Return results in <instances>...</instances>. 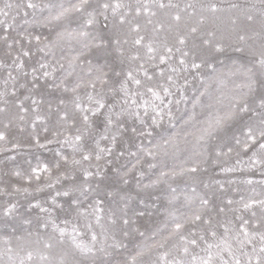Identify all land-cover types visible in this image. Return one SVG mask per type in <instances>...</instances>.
<instances>
[{
    "label": "rangeland",
    "instance_id": "374dc122",
    "mask_svg": "<svg viewBox=\"0 0 264 264\" xmlns=\"http://www.w3.org/2000/svg\"><path fill=\"white\" fill-rule=\"evenodd\" d=\"M5 2L15 5L23 4L26 0H0V8H3ZM32 2L38 5L36 9L17 10L14 7L7 17L0 15V21H3L0 23V37L7 36L8 43L12 44V47L8 48L7 43L0 39V65H3L0 66V92L5 93L0 97V108L9 112L12 109L14 116L19 118L15 121V131L11 132L8 128L11 125L10 120L0 117V132L6 137L0 141V264H20L21 258H25L28 251L33 253V260L25 259V264H49L51 261L50 264H161L160 256L165 252L170 253L169 259L173 255L179 258L176 249L181 248L183 242L179 240V234L173 232L177 222L184 225L181 231L186 237L195 232L197 237L205 235L211 243H217L219 238L223 237L224 228L221 225L228 226L232 229L228 238L233 248L238 247L235 240L241 224L238 216L250 221V231L257 230L256 226L264 214L259 204H254L251 210L243 209V202L264 200V166L251 164L249 158L253 151H256V147H250L246 151L243 147L244 137L241 135L244 124L250 122L251 113H241L235 119L225 122L221 127L215 128L212 135L204 141L198 143V137L202 129L208 127L209 122L224 116L238 97L248 93L251 103L253 98L264 92V70L257 63L261 53L259 51L264 48V26L260 23L261 20H257L260 18L264 21V2L171 0L177 7L169 8V11L153 8L156 16L142 14L137 17L134 11L130 13L128 18L141 24L140 35L145 36L144 43L153 42L158 53L163 52L165 43L168 46L175 45L177 34L187 36L186 44L182 46L184 51L189 52L185 58L187 71L183 70V66L178 62L180 53H174L173 58L166 64H159L158 60L145 63V57L144 60L130 65L127 56L135 51L131 42L122 46L125 53L123 57L114 45L97 47L99 40H93L92 37L102 36L108 40L115 34L113 24H118V20L110 12L107 22L98 15L102 11L98 6L104 0H91L85 12L70 11L60 20H52L51 17L61 11V5L71 8L78 0ZM124 2L130 4L133 9L136 6V0ZM164 2L168 3V0ZM209 3L216 4L221 11H206ZM188 4L193 7L186 9ZM233 5L236 7H232ZM25 11L27 16L24 15ZM93 11L97 13V23L88 26L85 24L87 12ZM177 13L182 17L178 25L172 20ZM249 15L256 19L249 21ZM148 19L152 20L151 24L147 23ZM238 20L242 22L241 25ZM105 23L108 24L107 28L103 26ZM8 25L11 27H7ZM193 26L197 27L196 33L189 32V28ZM154 28L159 30L153 31ZM242 29H245L244 32ZM127 31L128 26L124 25L122 33ZM202 31L206 37L203 34L201 36ZM82 32L91 35L86 38L80 35ZM242 35L245 37L244 43L239 40ZM36 36L40 37L39 42L35 39ZM204 40L210 43L205 45ZM85 44L88 47H85ZM217 45L220 46V51H216ZM41 48L44 51H40ZM22 50L29 51L30 54L23 56ZM145 51L144 48L140 49L141 56H144ZM193 59L201 64L199 69L191 68ZM14 60L16 63L23 61L22 70L16 68ZM41 63L47 64V69H41ZM138 63H145V68L153 76L150 83L157 87L161 84L168 86L172 93L168 96L161 93L163 104L155 101L165 112L163 119L157 118L156 124L152 123L155 113L151 107L145 114L143 106H131L130 110L138 111L144 123L125 113L120 118L124 127L119 133L113 126L107 132L109 140H100L101 134L104 133L103 121L107 108L92 118L93 124L90 128L79 123L73 126L71 119L67 123L58 119V112L62 114L68 111L71 116V100L77 94L83 98L85 104L89 92L94 96H102L107 104L115 105L114 113L128 107L124 105L123 93L113 94L110 89L118 88L123 73L130 66L136 67ZM153 64L157 66L154 67ZM169 65L178 71L172 72ZM33 68L37 69L35 75L38 79L35 80ZM248 69L252 71L249 73ZM45 70L50 73L48 77L42 75ZM160 70H163L164 76L158 74ZM9 71L16 78L14 81L8 78ZM116 72H120L121 76H116ZM101 73H107L105 79L108 83L101 85L97 82L96 88L92 89L90 81H95ZM169 75L173 77L172 84L166 79ZM232 76L233 82L237 79L239 83L235 85V88H238L237 97L234 96L232 101L225 103L226 105L215 106L214 109L207 96L220 86L230 90V81L227 79ZM139 78L144 79L142 72ZM5 80H8L7 84L4 83ZM248 83L252 85L251 92L248 87H244ZM77 84H80L77 93L64 90L65 87L71 89ZM129 87L135 86L130 84ZM33 99L38 102L36 105H33ZM60 99H64L66 105H60ZM145 99L151 102L150 95L146 94L142 99L138 97L137 103L142 105ZM9 100L14 102L15 108L9 107ZM21 104L28 109L27 112L20 110ZM169 108L172 112L171 118L166 114ZM37 115L42 119L36 120ZM20 116L24 119L21 120ZM192 118L196 119V123L191 126ZM113 119H116L115 115ZM255 119L253 117V120ZM77 127H80L79 134L83 137L81 147L85 152H93V157L80 165H73V157L80 160L81 152L74 151L72 144L64 141L65 137H74L77 134ZM133 127L137 130L135 133L131 131ZM45 128L48 129L47 132L44 131ZM141 132L144 134L141 135ZM113 134H117V144L112 154L104 155L103 159L97 161L94 153L95 141H100V147H111L110 138ZM234 136H240V145L235 143ZM182 137L186 140L173 143V147H170L172 142ZM229 148H232L231 152H228ZM218 151L221 153L219 156L216 154ZM62 156L68 157L67 163L61 159ZM57 163L60 167H56ZM44 165L48 166L49 171H41L40 179L37 180L32 176V170L43 168ZM192 167L197 168L195 173L189 171ZM226 168L234 170L224 171ZM84 169L94 174L87 178V184L93 191L88 192L86 199L78 192L72 195L79 197L83 208L89 213L92 210L88 205L95 199L104 201V212L99 224L94 216L78 217L75 212L69 213L67 209L71 197L56 196L58 191L62 192L74 184L84 183ZM98 169L103 176V182L100 176L95 175ZM17 171L22 175L16 176ZM29 176H32L31 180L28 179ZM58 177L60 179L56 183ZM124 179L127 183L123 182ZM50 183L53 187H48ZM53 198L56 204L52 203ZM200 198L207 199L209 204L202 206ZM229 200L233 203L228 204ZM37 204L40 207H35ZM11 205H15V209L5 215V209ZM41 207L48 211L42 212ZM221 208L224 209L223 212L220 211ZM252 211L256 212L255 217H252ZM112 212H115L112 217L116 220L115 225L109 219ZM195 214L202 215L203 219L210 218L212 225L194 221L192 217ZM123 219H127L128 223L124 224ZM66 220L68 223H65ZM87 224H91V228L86 227ZM74 226L79 232L76 237L78 243L89 245L92 233L97 235V243L92 253H82L75 247L72 242ZM209 227L217 232L216 240L208 235ZM59 228L66 230L63 237L60 236ZM101 244L103 251L99 250ZM200 245L201 248L205 246L202 241ZM9 248L12 249L11 253L7 251ZM244 250L250 253L252 246L247 245ZM194 252L204 255L200 248H195ZM41 256L47 259L41 260ZM63 256L67 260L62 259Z\"/></svg>",
    "mask_w": 264,
    "mask_h": 264
},
{
    "label": "snow or ice",
    "instance_id": "6c2138e0",
    "mask_svg": "<svg viewBox=\"0 0 264 264\" xmlns=\"http://www.w3.org/2000/svg\"><path fill=\"white\" fill-rule=\"evenodd\" d=\"M264 2V0H262ZM91 0H78L77 4H74L71 6V8H64L63 5H61V11H59L55 16L51 17L52 20H60L61 17L65 16L66 13L70 11L75 12H85L86 8L90 6ZM16 8L17 10H20L21 8L25 9H36L38 5L36 3H33L32 0H26L23 4H13L9 2H5L3 8H0V15H3L7 17L9 15L10 10L13 8ZM102 11L98 13L99 16H102L104 21L107 22L109 17L108 13L110 12L111 15L118 20V24H113L114 29V35L110 37L108 40H105L102 36H93V40H99V44L97 47H108L110 45H114L116 51L120 54L121 57L125 55L123 51V45L128 44L131 42V45L135 49L134 52H131L127 56V60L129 61V64L131 65L133 62H139L144 60L146 57V62L152 61L155 62L158 60L159 64H166L168 63L172 58L174 53H180V59L179 64L183 66V70H188V65L186 61V57H188L189 52L184 51L183 47L186 44L187 36L184 34H177L176 35V44L173 46H168L167 43L163 45V52L158 53L157 48L154 46L153 42L144 43L145 36L140 35L141 32V24L139 21H134L132 19H129L130 13L134 11L135 16L139 17L142 14L152 17L156 16V12L153 11V8L157 9H166V8H175L177 5H174L171 3V0H168V3H165L164 0H136V6L133 9L130 4H126L124 0H104L103 3L99 4L98 6ZM193 5L188 4L185 6V8H191ZM232 7H236V5H233ZM206 11L210 13H216L218 11H221L214 3H209L206 7ZM24 15L27 16L28 13L25 11ZM264 15V13H262ZM13 19H15L13 17ZM182 17L179 13L174 15L172 17V20L178 25L181 21ZM247 19L249 21L253 20V17L251 15L247 16ZM202 22V20H201ZM0 23H3V21H0ZM97 23V13L95 11L93 12H87V19L85 20V24L88 26H92ZM148 24L152 23L151 19L147 20ZM235 23V21H233ZM124 25L128 26V31L122 33V28ZM105 28L108 27V24L105 23L103 25ZM262 26H264V21H262ZM7 27H11V25H8ZM171 27V25H170ZM159 29L154 28L153 31H158ZM190 33H196L197 27L193 26L189 28ZM135 33L133 36L132 34ZM60 35V34H58ZM81 36L89 37L91 34L88 32H82L80 33ZM211 35V33H209ZM129 37H131V40H129ZM0 39H3L5 43H7L8 48L12 47L11 43H8V37H0ZM35 39L37 42L40 41V37L36 36ZM240 40H244V36L239 37ZM16 43H19V41H16ZM203 43L205 45L209 44L210 41L204 40ZM176 45H179L181 47H177ZM47 47V45L45 46ZM85 47H88L87 44H85ZM144 48L146 51L144 52V56H141L140 49ZM221 48L219 45L216 46V51H220ZM240 49H238L239 51ZM40 51H44L43 48L40 49ZM30 53L29 51H23V56H28ZM19 57H17V60ZM13 63L16 65V68L18 70H22L24 67L23 61H20L19 63H16L14 60ZM145 63H138L136 67H129V69L123 73V78L119 81L118 88H111L110 91L113 92V94L116 93H123L124 96V105H127L128 107H123L119 112H113V109L115 108L114 104H107L102 96H94L91 92L87 93L86 99L87 104L83 102V98L80 95H75L74 98L71 100L72 104V113L71 116L69 115L68 111H64L62 114L60 112L57 113L58 119L60 121H63L67 123L69 119H71L72 125L75 126L77 123H79L81 126L90 128L93 124V117L98 116V114H101V110L107 108V113H104V133L101 134L100 140H109V136L107 135L108 130L115 126L117 128V133H119V130L124 127L123 123L121 122V117L127 113L130 116H134L137 119L140 120V122L143 124L144 121L140 117V113L138 111H131V106H136L137 108L143 106L145 114L148 112V108L151 107L152 112L155 113V115L152 117V123H157V118L163 119L165 112L162 108H160L159 105L155 103V101H160L161 104H163V96L161 93L164 94V96L171 95L170 89L168 86H165L163 84L159 85V90L157 85H153L150 83L153 80V76L149 74L148 70L145 68ZM260 68L264 70V51H261L260 58L257 61ZM3 66V65H0ZM154 67H156V64H153ZM48 65L41 63L40 68L41 69H47ZM172 72L178 71L177 68L171 67ZM201 67L200 63H196L195 59H193L191 63L192 69H199ZM36 71L37 69L33 68V79H38L36 77ZM249 73L252 71L251 69L247 70ZM143 73L144 79L142 80L140 77V73ZM160 76H164L163 70H160L158 73ZM27 75V73H25ZM43 77H48L50 73L48 71H44L42 73ZM116 76H121L120 72L115 73ZM107 76V73H101V75H98L96 77L95 81H90V86L92 89L96 88L97 82H99L101 85L107 84L108 81L105 79ZM8 78L11 80H15L16 78L12 76L11 71L8 73ZM167 81L172 84L174 83L173 77L171 75L167 76ZM250 79V78H249ZM147 81V83L145 82ZM5 84L8 83V80L4 81ZM135 86L134 88H130L129 85ZM35 86V85H34ZM249 88V91H252V85L251 83L245 85ZM56 87H59V85H56ZM80 88V84H77L75 87L68 89L65 87V91H71L73 93H77V89ZM150 95L151 102L149 100H143V104L137 103V98H143L145 95ZM5 93L0 92V97H3ZM13 95L15 93L13 92ZM130 102V103H129ZM7 101H5V104ZM33 105H36L38 102L33 99L32 100ZM179 101H177V104ZM60 105H66V101L64 99L59 100ZM169 104H171V101H169ZM254 105V106H253ZM20 110L22 112H27L28 109L24 108L23 105H19ZM5 108H0V112H4ZM36 111V109H33ZM241 113H251L249 116V123H245L243 128L241 129V135L244 137L243 140V147L247 151L250 147L255 146L256 151H253L252 156L249 158L252 165H262L264 166V92H262L258 97H255L251 100V103L248 99V93L243 94L241 97L237 98L235 103H233L227 113H225L224 116H219L216 118L214 122H209L208 127L202 129L201 135L198 137V143L200 141H204L207 137L212 135V132L215 128L221 127L225 122L235 119L237 116H239ZM169 118L172 117L171 109H168V112L166 113ZM113 115H115L116 119H113ZM253 117L256 119L253 120ZM20 119L23 120L24 117L20 116ZM36 120L42 119L39 115L35 117ZM35 126V123H33V127ZM7 127V126H6ZM45 132L48 131L47 128L44 129ZM77 134L74 137H65V143H70L73 146L74 151L81 152V159L76 160L74 157L71 161L73 165H80L83 161H89L93 157V152H85L84 149L81 147L80 142L82 141L83 137L80 135V127H77L76 129ZM133 133H135L137 130L135 127L131 129ZM141 135L144 133L141 132ZM149 135L151 133H148ZM5 134L3 132H0V141L5 140ZM233 139L235 140V143L237 145H240L242 143L240 136H234ZM111 147H100V141H95V159L97 161H100L103 159L104 155H111L113 152L114 147L117 144V134H113L110 138ZM37 143H39V140L37 139ZM232 148L228 149V152H231ZM123 155V153H120ZM132 155H135V153H131ZM217 156L221 155V153L218 151ZM227 153H225L226 155ZM61 159L65 161V163L68 162V157L62 156ZM110 163V161H109ZM239 163V161H238ZM56 167H60L59 163H57ZM135 167V165H133ZM232 168H226L224 171H233ZM47 172L49 171V168L47 165H44L43 168H34L32 170V176H35L37 180L40 179L39 173ZM190 172L195 173L197 171L196 167H192L189 169ZM16 176H21L22 174L17 171L15 173ZM94 174L91 171H88V169L83 170V176L85 177V182L81 183L79 185H72L70 188L60 192L58 191L56 193V196H64V197H71V199L68 201V209L69 213L75 212L78 217L83 216L87 217L89 215L94 216L96 222L99 224L102 219V213L104 212V208L102 207L104 201L101 199H95L92 204L88 205V208H91V212L89 213L87 209L83 208V202L79 199L77 196H73V193L78 192L80 196H84L85 199L87 198V194L90 191H93L90 185L87 184V178L92 177ZM96 176L101 177V182H103V176H101V172L98 171L95 173ZM163 175V174H162ZM32 176H29L28 179L31 180ZM59 177L56 180V183L59 182ZM123 179V177H121ZM124 183H127V180H123ZM248 183H251V181H248ZM48 187H53V184H48ZM147 187V186H146ZM97 188H99V184H97ZM172 191H175V189H172ZM195 191V189H193ZM111 195V193H109ZM243 199V198H242ZM53 204H56L55 198H53L52 201ZM200 203L202 206H207L209 204V201L204 198H200ZM233 202L231 200L228 201V204H232ZM254 204H259L261 212L264 213V200H252L250 202H243V209L244 210H251ZM35 207H40L39 204L35 205ZM62 207V206H61ZM15 209V205H11L5 209V215L10 214ZM42 212H47L48 209L46 208H40ZM221 212L224 211L223 208L220 209ZM252 217H255L257 214L255 211H252L251 213ZM115 216V212H112L109 216V219L111 220V223L113 225L116 224V220L112 219V217ZM192 219L194 221H203L204 224H207L209 226L212 225V220L209 219H203L202 215L195 214ZM238 220L241 221V224L239 225V229L236 232L235 240L236 244L238 245L237 248H233L232 244L229 242V233L232 231L231 228L225 225H221L224 228V235L222 238H219V242L217 243H211L206 238L205 235L201 234L197 237V234L195 232H192L190 236H185L182 233V229L184 227L183 224L177 222L174 225L173 232L176 234H179V240L183 242V246L181 248H177V253L179 255V258L176 255H173L171 259H169L170 253L165 252L160 256L161 264H264V214L261 215L259 223L256 226L257 230L250 231L249 225L250 221L248 219H245L243 216H238ZM65 223H68L66 220ZM123 223L127 224L128 220L123 219ZM88 228H91V224L85 225ZM60 236L63 237L65 235V229L59 228L58 229ZM73 235H72V242L75 245L77 249H79L82 253H92L96 243H97V235L95 233H92L91 235V244L85 245L82 243H78L76 240V237L79 235V232L77 228L74 226L72 229ZM127 235V233H125ZM143 235V233H141ZM208 235H210L213 240L217 239V232L213 230L211 227L208 229ZM204 243V247L201 248L200 242ZM257 241L259 246L257 247ZM247 245L252 246L251 252L245 251V247ZM47 247H51V245H46ZM163 247V245H161ZM195 248H200V251L204 253V255H199L198 253L194 252ZM215 249V251H214ZM100 251H103V245L101 244ZM9 253L12 252V249L9 248L7 250ZM225 254L227 255V258H225ZM25 259L27 261L33 260V253L31 251H28L25 258H21L20 264H25ZM41 260L47 259V257L41 256ZM135 259V258H133Z\"/></svg>",
    "mask_w": 264,
    "mask_h": 264
},
{
    "label": "bare ground",
    "instance_id": "6f19581e",
    "mask_svg": "<svg viewBox=\"0 0 264 264\" xmlns=\"http://www.w3.org/2000/svg\"><path fill=\"white\" fill-rule=\"evenodd\" d=\"M66 4V3H65ZM60 9V8H59ZM165 10H167V11H169L170 9L169 8H166ZM232 10H234V9H232ZM237 14V13H236ZM222 16V15H221ZM255 16V15H254ZM193 18H194V16H192ZM230 17V16H229ZM238 17H240V18H242L241 16H238ZM263 17V16H262ZM191 18V17H190ZM231 18V17H230ZM264 18V17H263ZM238 19V18H237ZM243 19V18H242ZM253 19H256V17H253ZM185 20V19H184ZM247 20V19H246ZM257 20H261L260 21V23H262V19H260V18H257ZM239 21V20H238ZM244 21V20H243ZM205 22V21H204ZM227 23V22H226ZM239 23H240V25H241V21H239ZM246 23V22H245ZM244 23V24H245ZM247 23H248V21H247ZM259 23V22H258ZM253 24H254V21H253ZM257 24V23H256ZM255 24V25H256ZM252 25V24H251ZM210 26V25H209ZM233 26V25H232ZM254 26V25H253ZM221 27H223V28H225L223 25H221ZM231 27V26H230ZM248 27H250V26H248ZM247 27V28H248ZM255 27V26H254ZM258 27V26H257ZM256 27V28H257ZM260 27V26H259ZM200 28V27H199ZM212 28H214V26H212ZM232 28H234V26L232 27ZM246 28V27H245ZM252 29H253V27H251ZM262 29H263V27H261ZM186 30V29H185ZM243 30V29H242ZM245 30V29H244ZM244 30H243V32H244ZM247 30H251V29H247ZM253 30H255V29H253ZM261 30V29H260ZM264 30V29H263ZM200 31V30H199ZM215 31H216V29H215ZM241 31V30H240ZM262 31V30H261ZM65 32V31H64ZM226 32V31H225ZM242 32V31H241ZM248 32V31H247ZM246 32V33H247ZM260 32V31H259ZM204 33V31H202V33H201V36H202V34ZM219 33V32H218ZM229 33V32H228ZM258 33V32H257ZM220 34V33H219ZM234 34V33H233ZM227 35V34H226ZM243 35H245V34H243ZM242 35V36H243ZM254 35H256V34H254ZM203 36H205V34H203ZM217 36V34H215V37ZM222 36V35H221ZM220 36V37H221ZM231 36V35H230ZM264 36V35H263ZM206 37V36H205ZM219 37V38H220ZM238 37V36H237ZM248 37V36H247ZM251 37H253V36H251ZM218 38V37H217ZM251 39V38H250ZM255 39V38H254ZM253 39V40H254ZM260 39H262V38H260ZM259 39V40H260ZM264 39V38H263ZM221 40V39H220ZM240 40V39H239ZM252 40V39H251ZM219 41V40H218ZM228 41V40H227ZM242 42V41H241ZM250 43L251 42H253V41H249ZM225 43V42H224ZM229 43V42H228ZM231 43V42H230ZM238 43V42H237ZM243 43H244V41H243ZM254 43V42H253ZM264 43V42H263ZM71 44V43H70ZM236 44V43H235ZM234 44V45H235ZM258 44H260V43H258ZM258 44H256L257 46H259ZM261 45V44H260ZM263 45V44H262ZM210 46V45H209ZM246 46H248V44L246 45ZM256 46V47H257ZM206 47V46H205ZM208 47V46H207ZM211 47V46H210ZM249 47V46H248ZM247 47V48H248ZM264 47V46H263ZM262 47V48H263ZM230 48H232V47H230ZM259 48H261V46L259 47ZM259 48H257V49H259ZM233 49V48H232ZM232 49H230V50H232ZM251 49V48H250ZM252 49H254V50H256L255 48H252ZM251 49V50H252ZM263 50H264V48H263ZM262 50V51H263ZM231 52V51H230ZM259 52H261V51H259ZM259 54V53H258ZM252 56V55H251ZM74 57V56H73ZM71 59V58H70ZM69 59V60H70ZM235 64V63H234ZM218 69H220V68H218ZM225 69V68H224ZM216 71V70H215ZM214 71V72H215ZM234 73V72H233ZM232 73V74H233ZM214 74H216V73H214ZM213 74V75H214ZM229 76V75H228ZM228 76H226V77H228ZM248 76V75H247ZM222 77V76H221ZM243 78V77H242ZM241 78V79H242ZM226 79V78H225ZM222 80V79H221ZM233 80H234V78H233V76L232 77H230L229 79H227V81H230L229 83H230V90H226V89H223V87L222 86H220L219 88H218V90H215V91H212L213 93H209V95L207 96V99H209L210 101H211V105H212V107L214 108V109H216V107L218 106H220V105H224L226 102H229L230 100L232 101L233 99H231V98H233L234 96H236L237 94H238V88H235V85L236 84H239L238 83V80L236 79V81L235 82H233ZM226 80H225V82H227ZM250 81V80H249ZM248 81V82H249ZM224 82V81H223ZM251 82V81H250ZM235 83V84H234ZM245 83V82H244ZM219 84V83H218ZM217 84V85H218ZM249 84V83H248ZM220 85V84H219ZM225 86V85H224ZM239 86H241V85H239ZM215 87V86H214ZM213 87V88H214ZM244 87H246V86H244ZM228 88H229V86H228ZM217 89V88H216ZM245 89V88H244ZM210 91V92H211ZM248 91V90H247ZM215 92H216V96H215ZM241 92V91H240ZM239 92V93H240ZM241 96V95H240ZM237 97V96H236ZM239 98V97H238ZM10 101V100H9ZM9 107H14V102L13 101H10L9 102ZM226 105V104H225ZM230 105V104H229ZM216 106V107H215ZM231 106V105H230ZM8 107V108H9ZM226 107V106H225ZM15 108V107H14ZM221 108V107H220ZM228 108H229V106H228ZM11 109V108H10ZM226 109V108H225ZM218 110H220L219 108H218ZM217 110V111H218ZM217 111L215 112V113H217ZM12 112V113H11ZM20 112V111H19ZM214 114V113H213ZM190 115V114H189ZM210 116V115H209ZM208 116V117H209ZM0 117H4V118H7L8 120H10V122H11V125H10V127H8L10 130L9 131H11V132H14L15 131V127H14V125H15V121H18L19 120V118H17L16 116H14V114H13V111H12V109H11V111L9 112V111H7V110H5L4 112H0ZM212 120V119H211ZM192 121V122H191ZM190 122H191V126L192 125H194L195 123H196V119L195 118H192V120H191ZM207 121V120H206ZM19 122H21V121H19ZM197 127V126H196ZM188 129H189V127H188ZM184 140H186L184 137H182V138H180L178 141H174V142H172V146H170V147H173V143H181V141H184ZM175 144V145H176ZM11 164V163H10ZM26 230V229H25ZM41 247V246H40ZM41 249V248H40ZM48 252H51L52 253V251H49L48 250ZM50 253V254H51ZM51 257V256H50ZM58 257V256H57ZM64 258V256L62 257V259ZM66 258H64V260H65ZM52 260H54V259H52ZM67 260V259H66ZM51 261V260H50ZM49 261V262H50ZM55 261H56V259H55ZM52 262V261H51ZM50 262V263H51ZM49 263V264H50ZM57 263H58V261H57ZM45 264V263H44ZM54 264V263H53Z\"/></svg>",
    "mask_w": 264,
    "mask_h": 264
}]
</instances>
